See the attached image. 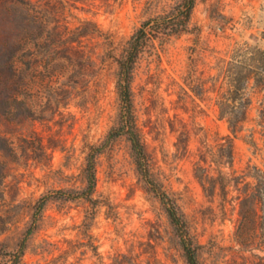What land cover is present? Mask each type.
<instances>
[{
	"label": "rangeland",
	"instance_id": "rangeland-1",
	"mask_svg": "<svg viewBox=\"0 0 264 264\" xmlns=\"http://www.w3.org/2000/svg\"><path fill=\"white\" fill-rule=\"evenodd\" d=\"M183 2L78 3L69 25L96 26L80 51L25 53L29 110L0 116V264H187L182 242L198 264H264V0H193L165 30ZM139 28L137 155L127 133L107 135L121 123L116 58Z\"/></svg>",
	"mask_w": 264,
	"mask_h": 264
},
{
	"label": "trees",
	"instance_id": "trees-1",
	"mask_svg": "<svg viewBox=\"0 0 264 264\" xmlns=\"http://www.w3.org/2000/svg\"><path fill=\"white\" fill-rule=\"evenodd\" d=\"M95 1L0 0L1 117L7 118L8 115L12 114L22 115L29 110L23 103V99H21L23 89L26 87L23 66L27 51H36L38 48H43L46 52H53L55 51V46L59 49L74 48L80 51L82 47L80 37L89 35L90 38H93L96 35L93 28L96 26L93 22L84 20L78 25L70 26L66 14L71 7H76L78 3H93ZM192 5L193 0H184L183 5L177 11L176 22L169 27L164 26L163 28L168 31H179L188 20ZM141 38L142 28H139L131 35L126 47L120 56L116 58L118 68L116 88L121 101V123L116 128H112L107 135V138H109L113 133L114 135H119L122 132L127 133L132 149L137 155L143 152L137 134L133 129L130 107V76ZM13 104L15 106H12ZM98 149V146H91L90 151L86 155L84 195L90 194L95 186L94 154ZM138 166L140 169L139 163ZM4 177L5 172L0 170V180ZM248 198L249 194H245L240 202V215L243 222H246L256 210ZM42 206L43 198L38 200L37 208L39 209ZM166 212L173 224L176 226L182 225L181 218L172 201L166 207ZM28 231H30V228ZM182 245L185 251L186 263L198 264L194 248L190 246V243L185 244L182 242Z\"/></svg>",
	"mask_w": 264,
	"mask_h": 264
}]
</instances>
